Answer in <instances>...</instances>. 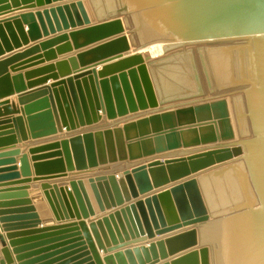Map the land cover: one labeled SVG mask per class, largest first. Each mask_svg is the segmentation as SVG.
<instances>
[{
  "label": "water",
  "instance_id": "obj_1",
  "mask_svg": "<svg viewBox=\"0 0 264 264\" xmlns=\"http://www.w3.org/2000/svg\"><path fill=\"white\" fill-rule=\"evenodd\" d=\"M33 2L0 19V57L11 41L40 39L43 16L51 29V17L59 30L77 28L72 36L95 32L89 53L106 54L82 71L81 55L58 62L76 74L29 84L55 81L20 94L23 115L1 120L25 139L66 133L52 146L63 149L34 168L44 178L82 177L43 185L60 221L44 224L49 212L35 205L44 197L9 184L31 176L28 155L18 166V149L0 152V263L54 264L78 249L90 264H264V0L22 4ZM156 43L163 54L153 57ZM13 59H0V86ZM19 111L0 102V117ZM0 127L9 135L11 126Z\"/></svg>",
  "mask_w": 264,
  "mask_h": 264
},
{
  "label": "crops",
  "instance_id": "obj_2",
  "mask_svg": "<svg viewBox=\"0 0 264 264\" xmlns=\"http://www.w3.org/2000/svg\"><path fill=\"white\" fill-rule=\"evenodd\" d=\"M2 1L3 0H0V19L11 16L13 14H17L19 12H23L22 11L23 8H31L32 5H35V2L27 3V5L22 4L23 2L29 0H8L7 3H2ZM53 4L54 5L52 7H56V5L60 4V2L57 4L56 3ZM6 7L9 8L4 10V8ZM32 10H42V9L35 7ZM42 20L44 24V29L41 26L42 37L40 39L33 41L28 36L25 42L19 39L20 44L18 46H15L13 43H11L12 41L11 42L9 41L10 44L13 45V47L10 48L9 50H6L4 52V55L0 57V59L8 58V57L12 59L15 58L11 61V63L8 66L7 69L8 75L4 76L5 84H3V86H0V92L3 90H11L13 94L8 97H4L0 99V102L4 100H11L12 105L20 110L19 113L17 114H11L0 117V122L1 120H5L7 118L11 119L23 115L24 106L20 105L18 101L20 94H28V93L36 92L37 90L50 86L55 81L53 79H49L44 85H41L39 87H34L32 89H29V84H32L33 82L39 80H44L45 78H49L54 75L57 76L59 80H61L63 76H65L64 78L67 79L69 77L74 76V74H76L75 70H73L72 65L70 63H67L66 66H58V62L72 55H76L77 57L81 55L77 61H78L79 69L82 71V70H86L87 68H91L95 63V61L99 60V58H101L103 55L106 54V53H89L91 49L97 46V42L95 41V39L97 38L98 34H96L95 32H83L78 35L72 36L71 33L74 32V30H78L77 28L59 30V28H57V26L55 25L53 18L51 17V23H52V29H51L49 23L47 22V19L44 16L42 17ZM59 21H60L59 24L61 26L62 22L61 20ZM24 29H25L24 31L27 33L26 25L24 26ZM14 31L15 33H18L15 28ZM63 34L68 35L69 38L67 41H63L61 39L60 36H62ZM66 42L70 44L72 51L60 53L58 49L63 47L64 44H66ZM102 66L103 65H99L95 68L99 71L101 70ZM21 88H26V89L25 91H22L23 93L22 92L17 93V91L21 90ZM140 114H143V111H140L139 113H135V114H129L127 117L118 118L115 121L114 120L109 121L105 119L106 120L105 126L109 124H115V122L123 120L124 118H127V120H129L132 119V117H138V115ZM103 117L106 118L105 116ZM119 125L122 126L123 123ZM0 126L12 127L6 129V131H2L5 133L6 132L9 133V135L7 136L0 137L6 140L5 143H9V144L5 146H1L0 152L18 149L20 154L15 157L17 159L18 166L20 165L19 160L21 156L27 154L29 157V162L32 170V174L30 177L27 178L22 177L21 179L13 181L12 183L9 184H17L15 186L28 187L30 198L38 195H42L44 197L42 202H39L37 204L35 203V205L45 204L44 210H47L49 212L48 216L41 217L44 224L60 222L56 220L57 218L55 217L54 213L51 211L49 207V204L45 197V189L43 188V185L49 184L52 186L53 184L56 183L59 186V188L62 187L66 188L69 183V180L76 179L82 176L74 177L71 175L72 172H67L68 175L65 177H54L56 175H46L44 178V176L37 175L36 170L34 168V164L44 160H48V159H43L42 157L47 156L49 154H54L55 152L62 150L63 149L62 147L53 148L52 146L57 142H62L61 140L64 139V134L66 133H59L57 136L37 138V139L31 138L29 137L30 136L29 135L27 139H25L22 138L20 126L14 128L13 123H10L9 125H0ZM14 129L15 131H13ZM23 130H28V129L23 128ZM83 176H87V175H83ZM46 177H48L49 179H47ZM19 182H24V183H19ZM108 212L110 211L107 210L104 214H107ZM90 219L93 220L94 217H91ZM157 238H161V237L160 236L155 237V239ZM124 239L126 238L122 236L121 240L119 238H116L115 240L116 243H118L120 241H123ZM114 243L115 242L111 240L109 242V246ZM132 246L135 245H131L128 248H131ZM76 250L78 249H74L60 256L62 257V259H59V261L55 262L54 264H58V263L60 264L62 262H71V261L72 262L68 264H90L91 262H93V261L91 262L87 261L86 260L88 258L87 256L81 257L82 256L81 253L83 251H76ZM83 254H85V252ZM99 254L102 258L103 256L106 255V253H104L101 250H99Z\"/></svg>",
  "mask_w": 264,
  "mask_h": 264
},
{
  "label": "bare ground",
  "instance_id": "obj_3",
  "mask_svg": "<svg viewBox=\"0 0 264 264\" xmlns=\"http://www.w3.org/2000/svg\"><path fill=\"white\" fill-rule=\"evenodd\" d=\"M163 44L162 43H156L147 48V51L153 56H159L163 54Z\"/></svg>",
  "mask_w": 264,
  "mask_h": 264
},
{
  "label": "rangeland",
  "instance_id": "obj_4",
  "mask_svg": "<svg viewBox=\"0 0 264 264\" xmlns=\"http://www.w3.org/2000/svg\"><path fill=\"white\" fill-rule=\"evenodd\" d=\"M2 259V254H1V252H0V260ZM1 264V263H0Z\"/></svg>",
  "mask_w": 264,
  "mask_h": 264
},
{
  "label": "built area",
  "instance_id": "obj_5",
  "mask_svg": "<svg viewBox=\"0 0 264 264\" xmlns=\"http://www.w3.org/2000/svg\"><path fill=\"white\" fill-rule=\"evenodd\" d=\"M0 233H1V226H0ZM0 248H1V243H0Z\"/></svg>",
  "mask_w": 264,
  "mask_h": 264
}]
</instances>
